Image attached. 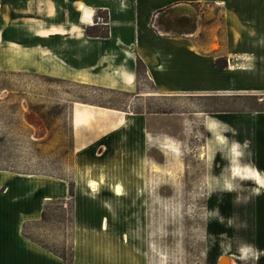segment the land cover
Instances as JSON below:
<instances>
[{"label":"rangeland","instance_id":"1","mask_svg":"<svg viewBox=\"0 0 264 264\" xmlns=\"http://www.w3.org/2000/svg\"><path fill=\"white\" fill-rule=\"evenodd\" d=\"M9 17V7L0 0V176L29 184L40 182L33 190L43 192L63 183L74 190L78 173L83 192L81 227L75 228V200L67 192L64 198L48 203L44 220L39 216L25 223L23 234L27 238L64 257L68 264L74 262L76 253L80 263L222 264L225 259L227 264H264V180L259 188V172L244 169L236 175L243 169L239 168L244 163L243 150L229 143L232 133L228 129L216 132L224 138L208 132L205 115L198 114L239 106L264 110V103L257 105L253 99L242 103L229 98L138 97L33 71H13L6 67L4 57L12 50L5 37ZM96 19L107 22L102 14ZM222 35V29L201 31L198 40L205 44L214 36L222 39ZM217 56L221 64L222 53ZM138 75L143 78L141 68ZM75 103L120 113L158 114L159 120L166 115L175 121L184 112L182 117L189 121L172 137L162 135V121L154 141L152 137L145 144L146 169L122 174L119 151L106 150L99 156L106 147L102 141L107 131L101 122L80 131L73 129ZM27 114L41 121L46 135L34 138ZM125 128L127 125L118 131ZM158 131L161 136H157ZM97 173L122 180L123 185L119 189L98 186L92 193L84 185L91 184ZM84 209L90 211L92 219L85 218ZM103 219L107 220L106 230H102ZM84 246L87 249L80 256Z\"/></svg>","mask_w":264,"mask_h":264},{"label":"crops","instance_id":"2","mask_svg":"<svg viewBox=\"0 0 264 264\" xmlns=\"http://www.w3.org/2000/svg\"><path fill=\"white\" fill-rule=\"evenodd\" d=\"M4 3L10 16L6 45L14 50L13 55L12 50L4 53L5 65L13 71H33L138 97L253 99L257 105L264 103V0H4ZM98 14L107 16L108 24L97 21ZM204 20L208 21L205 25ZM219 29L222 39L214 36L205 44L200 43L201 31L214 33ZM88 30L93 35H88ZM218 53L226 61L225 69L215 66L217 60L220 62ZM139 68L144 72L142 79ZM120 114L117 119L123 123L119 127L127 125V129L108 128L102 141L106 147L99 151V156L106 150L119 151L118 169L122 174L146 169L145 144L152 137L154 141L162 121L165 137L176 136L173 132L182 131L189 121L182 117L184 112L175 121L166 115L159 120L158 114ZM198 114L205 115L203 122L208 132L210 127L215 128L212 132L215 137L224 138L216 134L223 128L231 131L229 143L244 152V163L239 168L259 172L263 185L264 110L239 106ZM159 132L157 136H161ZM78 176L75 173V228L81 227L78 223L82 219L83 192ZM37 184L41 183L29 184L0 176V264H64L57 255L23 236L25 223L38 220L44 203L62 199L67 192L69 195L65 183L53 184L43 192L33 190ZM84 186L92 193L98 189L88 183ZM261 189L264 212V188ZM84 215L92 219L90 211L85 210ZM101 225L106 230L107 220L103 219ZM86 249L84 246L79 255ZM72 264L107 263H80L76 253Z\"/></svg>","mask_w":264,"mask_h":264},{"label":"bare ground","instance_id":"3","mask_svg":"<svg viewBox=\"0 0 264 264\" xmlns=\"http://www.w3.org/2000/svg\"><path fill=\"white\" fill-rule=\"evenodd\" d=\"M81 9H83V8H81ZM88 13L90 14L91 12H88ZM116 114L122 116V114L117 113V112H110L108 110H104L101 108H95L94 106L88 107V106H82V105L76 104L74 106V111H73V127H74V130L80 131L81 129L88 127L89 125H91L94 122H101V124H103L107 129L108 128L115 129L123 123L122 119H120V120L113 119L114 115H116ZM29 123L31 124L32 128L34 129V136H37L38 137L37 139L42 138L44 136L46 130H45L43 124L41 123V121L35 117L30 116L29 117ZM209 130L211 132H215L214 127H210ZM153 171H154V169H152V172ZM99 172H101V171H99ZM243 173H244V169H238L236 172V175H240ZM121 181L118 179L114 180L112 178H108L105 175L98 174V173L95 176L91 177V184L92 185L104 187V188L110 187V188L119 189L123 185ZM256 181L258 183V187L260 188L262 186V181L258 175H257ZM137 189H138V187H137ZM140 190H141V188H140ZM221 263L227 264L228 261L227 260H221Z\"/></svg>","mask_w":264,"mask_h":264},{"label":"trees","instance_id":"4","mask_svg":"<svg viewBox=\"0 0 264 264\" xmlns=\"http://www.w3.org/2000/svg\"><path fill=\"white\" fill-rule=\"evenodd\" d=\"M97 17H98V15L96 16V18H97ZM104 20L107 21V22H105V25L108 24L107 16H105V19H104ZM87 34H88V35H93L89 30L87 31ZM103 35H104V34H103ZM103 37H104V36H103ZM215 66H216L217 69H225V68H226V61H223V63L220 64L219 61L217 60ZM72 188H73V187H72ZM69 198H71V199L74 198V190L71 189V187H69ZM60 201L65 202V200H60ZM49 202H53V200H52V201H48L47 203L44 204V209H43V212H42V214H41V220H44V219H45V207L48 205ZM72 209H74V201L72 202ZM23 229H24V227H23ZM23 236H24L25 238H27L24 234H23ZM27 239L30 240V241L32 242L31 239H29V238H27ZM33 243H34V242H33ZM52 253H53V252H52ZM57 256H58V255H57ZM58 257L64 262V264H68V263L65 261V258H64V257H60V256H58Z\"/></svg>","mask_w":264,"mask_h":264},{"label":"water","instance_id":"5","mask_svg":"<svg viewBox=\"0 0 264 264\" xmlns=\"http://www.w3.org/2000/svg\"><path fill=\"white\" fill-rule=\"evenodd\" d=\"M30 115L31 114H27L26 116H25V119H26V121L29 123V117H30ZM30 124V123H29ZM31 125V124H30ZM34 138H38L37 136H34ZM40 138V137H39ZM223 260H225V259H223ZM220 263H221V261H220Z\"/></svg>","mask_w":264,"mask_h":264}]
</instances>
